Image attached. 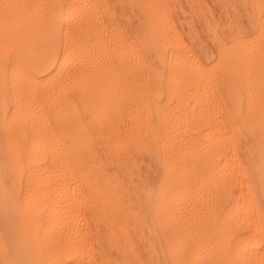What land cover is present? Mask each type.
Here are the masks:
<instances>
[{"label":"bare ground","instance_id":"obj_1","mask_svg":"<svg viewBox=\"0 0 264 264\" xmlns=\"http://www.w3.org/2000/svg\"><path fill=\"white\" fill-rule=\"evenodd\" d=\"M203 1L0 0V264H264V0Z\"/></svg>","mask_w":264,"mask_h":264},{"label":"rangeland","instance_id":"obj_2","mask_svg":"<svg viewBox=\"0 0 264 264\" xmlns=\"http://www.w3.org/2000/svg\"><path fill=\"white\" fill-rule=\"evenodd\" d=\"M203 3H205V6H207V7H205L206 12L207 11L210 12V10L212 13L218 12L219 7L216 4V2H212V0H208V1L204 0ZM116 5H117V2L115 4H113V6H116ZM188 18L190 19L189 22L192 23V27H194L193 28V36H194V40L196 41V45L197 46L202 45V47L205 48V51H208L210 53V41H209V38L207 36V31H206L205 26H204L205 25L204 21H201L200 19H198V16L196 14H194V15L188 14ZM185 37H186V35H185ZM208 56L209 55H207V57ZM144 165H146V164L145 163L142 164V167H141L139 173L135 172V171L129 172V218H134V214L141 207L140 190L137 189V182H138V179L140 177H142V176L144 177V175L145 176L147 175L144 172L146 169V166H145V168H143ZM142 169H143V171H142ZM195 188H196V186H195ZM202 191H203L202 189L198 188V190H196L195 195H197L198 197L201 198L202 193H203ZM243 199L245 201H248V197H244ZM193 218H195V217H193ZM129 224H130V222H129ZM179 240H180V238H176L174 241L179 242ZM136 242H137V244H142V237L137 238Z\"/></svg>","mask_w":264,"mask_h":264}]
</instances>
